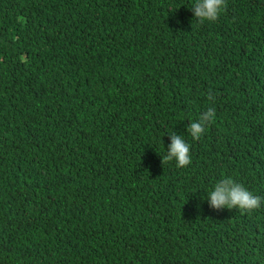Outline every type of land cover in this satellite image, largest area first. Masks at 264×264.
Masks as SVG:
<instances>
[{
    "label": "trees",
    "instance_id": "16d2710c",
    "mask_svg": "<svg viewBox=\"0 0 264 264\" xmlns=\"http://www.w3.org/2000/svg\"><path fill=\"white\" fill-rule=\"evenodd\" d=\"M195 3L0 0V264H264V0Z\"/></svg>",
    "mask_w": 264,
    "mask_h": 264
},
{
    "label": "clouds",
    "instance_id": "9594fccd",
    "mask_svg": "<svg viewBox=\"0 0 264 264\" xmlns=\"http://www.w3.org/2000/svg\"><path fill=\"white\" fill-rule=\"evenodd\" d=\"M225 9L226 0H196L194 7L191 8L195 13V19L201 23L205 21L215 22ZM213 99V96L208 95L210 102ZM215 119V108L209 107L199 117V122L193 121L188 129L189 134L194 140H199L207 126L215 122ZM171 141V144L167 147V154L162 156V163L175 160L177 167H186L191 163V146L181 135H177L176 133L171 134ZM209 196L211 198V206L215 209H238L241 213H251L261 208L262 198L254 195L231 177H225L217 182Z\"/></svg>",
    "mask_w": 264,
    "mask_h": 264
}]
</instances>
